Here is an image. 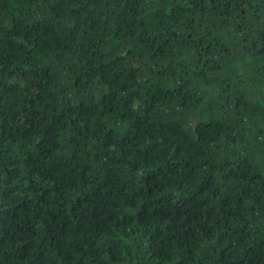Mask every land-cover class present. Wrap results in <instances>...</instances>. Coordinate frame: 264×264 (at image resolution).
<instances>
[{
  "label": "trees",
  "instance_id": "trees-1",
  "mask_svg": "<svg viewBox=\"0 0 264 264\" xmlns=\"http://www.w3.org/2000/svg\"><path fill=\"white\" fill-rule=\"evenodd\" d=\"M0 264H264V0H0Z\"/></svg>",
  "mask_w": 264,
  "mask_h": 264
}]
</instances>
